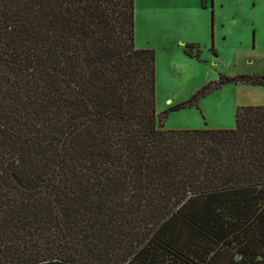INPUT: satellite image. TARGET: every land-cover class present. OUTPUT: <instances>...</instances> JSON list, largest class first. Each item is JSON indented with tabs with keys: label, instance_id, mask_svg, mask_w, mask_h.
I'll return each mask as SVG.
<instances>
[{
	"label": "trees",
	"instance_id": "trees-1",
	"mask_svg": "<svg viewBox=\"0 0 264 264\" xmlns=\"http://www.w3.org/2000/svg\"><path fill=\"white\" fill-rule=\"evenodd\" d=\"M0 264H264V106L164 129L134 0H0Z\"/></svg>",
	"mask_w": 264,
	"mask_h": 264
},
{
	"label": "rangeland",
	"instance_id": "rangeland-1",
	"mask_svg": "<svg viewBox=\"0 0 264 264\" xmlns=\"http://www.w3.org/2000/svg\"><path fill=\"white\" fill-rule=\"evenodd\" d=\"M136 4L135 46L155 51L156 115L163 128L233 129L236 108L251 103L252 92L239 83L213 87L220 75L264 74V0H214L212 7L208 0L207 9L197 0H136ZM215 19L221 38L213 59ZM196 39L199 60L183 52V46ZM204 87L212 89L196 106L169 112L162 119L164 111Z\"/></svg>",
	"mask_w": 264,
	"mask_h": 264
},
{
	"label": "crops",
	"instance_id": "crops-1",
	"mask_svg": "<svg viewBox=\"0 0 264 264\" xmlns=\"http://www.w3.org/2000/svg\"><path fill=\"white\" fill-rule=\"evenodd\" d=\"M198 1V5L201 7V8H204V9H207V4H208V0H197ZM214 3V0H210V5L212 7ZM134 6H135V25H136V19H137V4H136V0H134ZM143 13L145 14H149L148 11H144ZM213 15H214V10H213ZM214 17V16H213ZM217 23L216 22V19L214 21V34H213V43H211V51H212V54H213V59H216L217 58V54L214 55L213 51H215V53L217 52V50H215V47L217 46L218 44V40L220 41L219 38L220 35L218 30H217ZM204 24L205 26V23L202 22V25ZM201 34L203 35L204 34V38L205 37V32H204V29L202 28V30L200 31ZM212 42V41H211ZM188 44H193V45H196L200 48V43L199 41L196 39V40H190L189 42H187ZM205 46H207V44H205ZM184 48V46H183ZM201 50V49H200ZM244 87V89H246L247 91H249V93H251L250 95H252V98H251V103H249L248 105H252V106H264V101L261 100V97L264 96V87H259V86H252V85H244L242 84ZM169 103V101L167 102Z\"/></svg>",
	"mask_w": 264,
	"mask_h": 264
}]
</instances>
